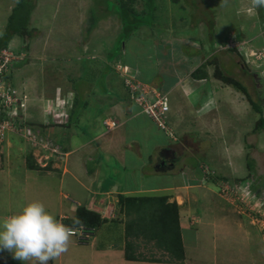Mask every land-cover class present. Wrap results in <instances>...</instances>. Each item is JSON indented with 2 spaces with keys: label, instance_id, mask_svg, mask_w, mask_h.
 I'll return each instance as SVG.
<instances>
[{
  "label": "rangeland",
  "instance_id": "1",
  "mask_svg": "<svg viewBox=\"0 0 264 264\" xmlns=\"http://www.w3.org/2000/svg\"><path fill=\"white\" fill-rule=\"evenodd\" d=\"M17 1L0 0V37ZM25 1L34 4L27 26L30 36L23 42L15 35L9 42L7 50L13 59L3 78L4 87L11 86L16 96L24 98V107L23 112L18 108V131L5 133L0 140V219L31 201L42 202L57 219L62 213L58 204L64 202L60 193L70 200H74L71 191L78 197L84 193L60 183V164L65 155L47 156V152L29 145L36 133L57 147L65 145L66 151L69 147L65 142L70 141L74 151L69 159L81 162L84 169L100 165L97 172L105 180L104 190L121 185L125 178V184L132 187L143 185L139 189L156 190L143 194L167 196L169 203L175 202L185 248L183 264H264V8L250 13L249 0H161L156 12L162 23L165 19L166 27L155 24L154 30L146 29V33L140 27L133 37L124 40L119 22L102 17L105 12L101 6L92 15L99 21L87 35L89 10L97 6L95 0ZM194 2L197 8L192 7ZM152 15L141 16L144 26H152ZM113 47L114 54L125 51V59L134 67L122 58H107ZM107 65L114 71L106 70ZM200 72L204 76L193 79L192 75ZM219 72L227 82L219 79ZM129 76L143 84L139 77L148 81L157 76L169 90L166 123L171 136L158 131L152 133L156 135L150 138L152 141L136 138L142 156H137L140 162L136 167L126 168L129 177H125L115 160L118 146L105 138L114 137L116 144L123 137L128 143L139 131L134 132L130 125L119 129L121 132L107 133L101 139L102 146L91 142L89 149L81 144L97 139V125L102 127L101 132L104 122L115 120L120 125V114L111 116L109 107L93 110L94 100H90L94 95L102 97L106 88L114 92L105 96V103L122 106L127 95L122 85ZM236 82L248 89L252 100L261 106V114L253 110ZM86 98L89 106L76 110L78 116L72 117V124L65 128L75 101L79 108ZM44 104L52 108V114L46 115V111L43 115ZM260 118L262 130L254 133ZM160 143L170 150L178 148L168 165L156 168L164 148L155 149L153 145ZM199 162L202 174L195 168ZM217 175L226 176L228 182L213 184L209 178ZM97 179L95 175L85 177L86 189L94 191L91 187ZM158 185L160 188H154ZM128 190L124 187L123 192L138 194ZM108 197L104 203L116 206L124 224L128 217L119 208L122 203L114 191ZM116 223L99 229L97 244H112L110 250L93 248L94 241H87L91 236L83 241L73 236L68 251L49 264H162L126 261L124 226ZM138 242L137 255L167 258L153 242ZM0 264L23 262L0 250Z\"/></svg>",
  "mask_w": 264,
  "mask_h": 264
},
{
  "label": "trees",
  "instance_id": "2",
  "mask_svg": "<svg viewBox=\"0 0 264 264\" xmlns=\"http://www.w3.org/2000/svg\"><path fill=\"white\" fill-rule=\"evenodd\" d=\"M160 1L161 0H95L94 3H97V6H92L89 10V29H87L86 33L88 35L91 28L96 26V22L98 23L99 20H94L92 15H94L93 12H95V10L100 6L101 9H104V11H100L105 12L104 14H102V17H111L112 19H115L119 22L121 27L120 32L122 33V35H120L121 39L125 40L126 38H128V36L133 37L134 32H138V29L140 27H142V30H145V33L147 32L146 29L154 30L155 24L163 25L162 27L164 29V26L166 27L165 19L162 23V20L158 18L159 14L156 12L158 10ZM195 4V2L192 3V7L197 8V5ZM33 9L34 4L30 3V1H17V3L11 9V13L8 16L5 30L3 32V35L0 37V50L7 49L9 42L15 35L17 37H20L23 42V38L27 39L26 36H30L27 32V26ZM144 14H154V16H152L155 20H152L151 27H146L143 25V18H141V16ZM137 36L138 35H136L135 37ZM113 48L114 50H109L107 52V58H109L111 61H121L120 58L126 60L124 55L125 51H122L121 49V52H118V54H114V51L116 49L115 47ZM126 62L131 67H134L133 63H130L128 60H126ZM105 67L106 70H109L110 72L113 70V68L108 65ZM203 76V72L192 75L193 79L196 80L201 79ZM218 77L219 79L227 82V78H225L222 73L219 72ZM138 79H140L142 82L150 83L149 80L146 81L140 77ZM157 79L159 82H161L160 78ZM110 83H112L113 86L114 80L110 81ZM122 86L124 87V84ZM161 86L162 83L160 84V88H162ZM235 86H237L238 89L246 95L248 102L252 106L253 110L261 114V106L258 104V102L252 100V98L248 94V89L237 82ZM123 89H125V87ZM105 91L107 92H105L104 95L113 94L114 92L108 91L106 88ZM126 97L127 95L124 96V99L128 100V98ZM76 104L77 100L75 101V104L74 106H72L68 115V127L70 126V124H72L69 120L72 117L76 118L79 114L76 113V110L79 111L83 107L87 106L84 100L81 102L82 105H79V108H77ZM3 116L4 114L0 117L2 118ZM262 125L263 119L260 118L253 132L257 133L258 131L262 130ZM59 149L61 148L59 147ZM195 168L201 173V170L203 169L202 162H199V165H197ZM209 179L213 184H216L220 181L228 182L229 180L226 176L223 175H217L215 176V178ZM167 199V196L161 195L128 197L119 196V201L120 203H122L119 208H121V211L123 209L125 215L128 217V219L124 222V236L126 238L124 245V259L126 261L162 264H183L185 260V248L182 241L179 206H177L175 202L169 203ZM75 219H79L82 226L74 225L73 221ZM61 223L68 226L69 228L83 227L88 229L89 231L98 228V226L103 223V220L101 219L99 214L89 211L84 207H77L73 217L63 219ZM141 239L146 243L153 242V246L161 251L164 255H166L167 258L165 260H162L159 258H145L140 255L136 256L134 252L135 249L138 248V240Z\"/></svg>",
  "mask_w": 264,
  "mask_h": 264
},
{
  "label": "crops",
  "instance_id": "3",
  "mask_svg": "<svg viewBox=\"0 0 264 264\" xmlns=\"http://www.w3.org/2000/svg\"><path fill=\"white\" fill-rule=\"evenodd\" d=\"M144 32H142V35H145ZM157 78L158 77L155 76V78L151 79V81L149 80L150 83L144 82V84L147 85L148 87H151V88L155 87L157 90L162 91V92H164V90H165L164 93L167 94V98L170 101L171 97H169V95H168L169 90L164 89L163 84L161 86L162 88H160L161 82L157 83L156 82ZM95 79L96 78H94V81H95ZM149 84H152V85H149ZM62 95H63L62 93H60V95H58L60 99H63ZM105 96H107V95H104V93L102 94V97L94 95L93 98L90 100V101L94 100V104H93L94 107H92V109L94 110V109H99V108L103 107L106 110L109 107L111 109V114H110L111 116H112V114H120L123 117V119H122L120 125L118 123V127L112 131H107L105 129L104 125H102L105 132L104 131L101 132L102 127L97 125V129L95 130L96 132L99 133L96 136L97 139H95V141L92 139L91 141L84 142L81 144V147L90 149V146H91L90 143L91 142H95L96 145L102 146L100 143L101 139L106 137L107 133H111V132H114L116 130L121 129L122 127H126V126L131 125L134 128L133 131L134 132L139 131V133L135 135V137H134L135 139L130 140L128 143H126V141L124 140L123 137L120 139V141H116V144H115L114 137L113 138H111V137L105 138V140H107L109 144L111 142V143H113V146H118V155L116 154L115 160L117 161V163L119 162L120 169L123 170L124 173H126L125 177L126 176L129 177V175L127 174L126 168L127 167L128 168L129 167H136L137 166L136 162H140V160L137 159V156H139V158H140V156H142L139 153V147H138L139 142L136 141L137 140L136 138L142 137L141 139H144V140L149 139V141H152V140H150V138H152V136H153V138L156 137V135H152V133L158 132L159 130L156 128L154 123L140 111V109L138 107H136L134 104L130 103L127 99L122 100V102H121L122 106L117 107L116 105L110 106L107 103H105ZM54 97H57V96L54 95ZM54 100L55 99H48V101H50V102H55ZM96 101H99L100 104H97ZM106 101H107V98H106ZM89 103L90 102L86 98L87 106H89ZM103 103H104V105H102ZM45 104H47V103L45 102ZM45 104L42 108L43 115H44V112L49 111V109H51V107L49 108V106H47ZM112 108H114V110ZM46 114H47V112H46ZM110 115H108V116H110ZM109 118L114 120V118H112V117H109ZM67 127H68V125L65 126V128H67ZM119 131L121 132V130H119ZM140 132H143V135ZM71 138H69V140ZM146 140H145V142H146ZM69 143H70V141L65 142L66 147L67 146L69 147V149H68L69 151L65 150V145L63 147H60L62 149L63 156L65 155L64 156L65 159L62 158V163L60 164V169L62 170V172L60 173V176H58V179H59L60 183H63L64 185H66V187L75 186L77 188L76 190L82 189L84 191V193L82 195H80L81 197H78L77 194L75 193V191H71V193H72L71 195L73 196L74 200H70L69 197H67V195H65V194L63 195L60 193V196H61V198H63L64 202H59V204H58V207L62 213L60 215H57V220L59 222H62L63 219L73 217L77 207H84L85 209H87L89 211H92V212L99 214L101 219L103 220V223L100 226H98V228L94 229L93 232H90V234L88 235V238H89V236H91V237L87 241H90V240L94 241V244L93 245L91 244L93 246V248H96L97 250L99 248H101L104 250V252H106V251L110 250L112 244H110V245L105 244V245H102L101 247L97 244V240L100 236L99 229H101V226L109 225V223H112L115 221L118 222V223H116V225H120L122 228L124 226V224L122 223L121 214L118 213V211L115 209L116 206L114 207V205L111 204V202L110 203H106V202L104 203V201L107 198H109L108 197L109 193H111V192L113 193V191H114V193L116 194V196L118 198H119V196H123V197L146 196V195L152 196V194H143V193H145L146 191H148V193H152L156 190L155 189L154 190H148V189H145V187H143L144 189H142V188L139 189V187H142L143 185L139 186V187H132V185H129V183L125 184V182H126L125 178L122 181L121 185H119V186L114 185L112 188H108V189L104 190V183H105L104 181L105 180L102 177V175L99 176L98 172H97L99 170L97 166H100V165L97 164L94 166V168L84 169V165L81 162L76 163L75 160L71 161L72 159H69V157H70V155H72L74 149H71V146H69ZM127 144L130 146H128ZM111 146H112V144H111ZM131 146L133 148H131ZM160 146H162L164 148V150H162L161 153L164 151L168 152L167 150H169V151H172V154H173V152L175 150H177V148H178L177 146H174L176 148H173V150H170L168 145L164 146L161 143L160 144H154L153 148L156 149ZM174 153H176V151ZM162 159H163L165 165H168L169 162H171V161H168L167 159H164V158H162ZM99 160L100 159L98 158L95 161H99ZM144 160H147V158ZM138 165H139V163H138ZM188 171H189L188 175L190 176V170H188ZM162 173L166 175L167 171H164ZM172 173L175 174L174 170L172 171ZM92 175L98 176L97 184L95 185L94 183H92L91 189H94V191L86 189V186L84 184L85 182L83 181L85 177H89ZM0 177H2L1 174H0ZM187 182L188 181L186 180V184H188ZM67 183H69V186ZM160 186L161 185L154 186V188H157V187L160 188ZM124 187H128L130 189L128 191H130L131 193H138V194L126 195L125 193L127 191L123 192ZM170 187H171V185L168 188H170ZM118 188H121V189L118 190ZM168 188H166V189H168ZM139 193H142V194H139ZM154 196H159V195H154ZM63 205H65L64 209H63ZM123 236H124V234H123ZM123 244H124V241H123ZM71 249H76V248L71 247ZM136 252H137V248L135 249L134 254L136 256H138ZM128 262H135V261H128ZM59 263H60V261H59ZM141 263H145V262H141Z\"/></svg>",
  "mask_w": 264,
  "mask_h": 264
},
{
  "label": "clouds",
  "instance_id": "4",
  "mask_svg": "<svg viewBox=\"0 0 264 264\" xmlns=\"http://www.w3.org/2000/svg\"><path fill=\"white\" fill-rule=\"evenodd\" d=\"M249 5V12H255L264 8V0H249ZM167 103L169 107L168 98ZM73 223L81 225L79 219ZM74 235V228L59 222L39 201L28 202L18 212L0 219V250L10 252L23 264H49L58 259L68 251Z\"/></svg>",
  "mask_w": 264,
  "mask_h": 264
},
{
  "label": "built area",
  "instance_id": "5",
  "mask_svg": "<svg viewBox=\"0 0 264 264\" xmlns=\"http://www.w3.org/2000/svg\"><path fill=\"white\" fill-rule=\"evenodd\" d=\"M11 59H13L11 51H8L7 49L0 50V116L4 114L2 118L0 117V140L5 133L7 134L18 131V122L21 121L18 119V108L23 112L22 109L24 107V98L16 96V92L11 86L8 88L3 85V78L7 64ZM117 69L119 70L121 68ZM123 84L129 102L138 107L160 131L164 132L167 136H171L170 129L166 123V114L169 110L167 94L156 88L148 87L139 81L134 82L131 80L130 76L129 78H125ZM52 112L53 110L51 108V110L47 111L46 115H50ZM103 124L107 131H112L118 127L114 121H107ZM29 145L33 148L37 147L47 152V156L54 155L57 157L58 155H63L59 148L50 140L45 139L36 133L30 137ZM74 229V237H76L78 241H83L88 238V229L83 227Z\"/></svg>",
  "mask_w": 264,
  "mask_h": 264
},
{
  "label": "flooded vegetation",
  "instance_id": "6",
  "mask_svg": "<svg viewBox=\"0 0 264 264\" xmlns=\"http://www.w3.org/2000/svg\"><path fill=\"white\" fill-rule=\"evenodd\" d=\"M168 152L164 151L161 153V156L156 160V168H161L164 166V162L162 161V158L167 159L168 161H171L172 158V151L167 150ZM158 162V164H157Z\"/></svg>",
  "mask_w": 264,
  "mask_h": 264
}]
</instances>
